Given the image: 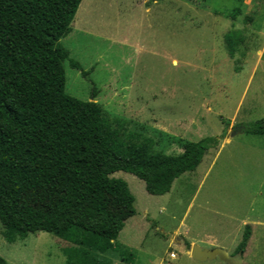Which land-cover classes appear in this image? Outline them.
Listing matches in <instances>:
<instances>
[{
    "label": "rangeland",
    "instance_id": "374dc122",
    "mask_svg": "<svg viewBox=\"0 0 264 264\" xmlns=\"http://www.w3.org/2000/svg\"><path fill=\"white\" fill-rule=\"evenodd\" d=\"M237 8L242 14L229 18ZM233 29L245 39L231 57L225 36ZM60 41L88 72L64 61L66 93L139 124L164 153L180 154L182 140L223 135L166 194L148 193L124 171L112 176L127 182L134 202L119 187L87 186L92 209L123 216L116 243L135 254L128 264H227L194 259L191 242L232 255L246 224L243 264H264V135L241 130L264 118V0H82ZM71 184L55 167L14 155L0 192L47 209ZM69 246L44 231L11 242L0 223L8 264H66ZM95 253L123 264L117 252Z\"/></svg>",
    "mask_w": 264,
    "mask_h": 264
},
{
    "label": "trees",
    "instance_id": "16d2710c",
    "mask_svg": "<svg viewBox=\"0 0 264 264\" xmlns=\"http://www.w3.org/2000/svg\"><path fill=\"white\" fill-rule=\"evenodd\" d=\"M81 1L0 0V187L14 155L51 165L72 181L47 209L0 192L2 235L13 242L29 233H52L71 243L63 250L66 264H114L95 252H117L128 264L135 254L116 243L125 225L123 216L92 209L91 199L85 198L87 186L119 187L134 202L127 182L112 176L124 171L143 180L148 193L166 194L176 178L194 170L205 153L218 146L223 135L182 140L180 154H167L139 124L66 93L64 61L88 75L60 41L71 31ZM241 12L237 8L228 17L236 20ZM244 39L235 29L226 34L231 57ZM241 130L264 135V118ZM251 228L245 225L235 253L246 250ZM0 264H8L1 255Z\"/></svg>",
    "mask_w": 264,
    "mask_h": 264
},
{
    "label": "water",
    "instance_id": "95a60500",
    "mask_svg": "<svg viewBox=\"0 0 264 264\" xmlns=\"http://www.w3.org/2000/svg\"><path fill=\"white\" fill-rule=\"evenodd\" d=\"M190 255L198 261H205L219 258L227 264H243V253L238 251L235 254H229L226 250L215 247L212 249H204L198 244H192Z\"/></svg>",
    "mask_w": 264,
    "mask_h": 264
},
{
    "label": "crops",
    "instance_id": "0c3cea01",
    "mask_svg": "<svg viewBox=\"0 0 264 264\" xmlns=\"http://www.w3.org/2000/svg\"><path fill=\"white\" fill-rule=\"evenodd\" d=\"M192 244H195V242L192 241V242H191V245H192ZM114 264H115V263H114Z\"/></svg>",
    "mask_w": 264,
    "mask_h": 264
},
{
    "label": "built area",
    "instance_id": "2783aa9c",
    "mask_svg": "<svg viewBox=\"0 0 264 264\" xmlns=\"http://www.w3.org/2000/svg\"><path fill=\"white\" fill-rule=\"evenodd\" d=\"M172 256H174V255H172Z\"/></svg>",
    "mask_w": 264,
    "mask_h": 264
}]
</instances>
